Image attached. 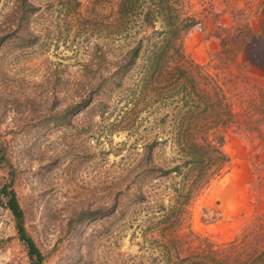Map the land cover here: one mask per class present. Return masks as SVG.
Returning <instances> with one entry per match:
<instances>
[{
    "label": "rangeland",
    "instance_id": "rangeland-1",
    "mask_svg": "<svg viewBox=\"0 0 264 264\" xmlns=\"http://www.w3.org/2000/svg\"><path fill=\"white\" fill-rule=\"evenodd\" d=\"M29 1L21 19L16 0H0V190L16 191L42 264H264L263 1L185 0L199 20L181 38L186 98L144 57L127 67L113 0ZM212 80L233 111L209 134L224 136L227 161L203 166L205 185L176 215L173 194L197 174L171 172L178 139L199 140L185 112ZM6 202L0 264H31Z\"/></svg>",
    "mask_w": 264,
    "mask_h": 264
},
{
    "label": "trees",
    "instance_id": "trees-1",
    "mask_svg": "<svg viewBox=\"0 0 264 264\" xmlns=\"http://www.w3.org/2000/svg\"><path fill=\"white\" fill-rule=\"evenodd\" d=\"M112 6L115 11L112 27L114 35L122 38L128 36L132 43L126 52L127 67L135 66L144 57L148 75L155 76L164 69L168 70L166 72L176 76L178 83L183 85L185 98L187 95L191 96L194 91H188L195 86V80L190 76L181 38L199 20L185 11V0H113ZM14 7L16 13L22 14L21 19L35 10L29 0H16ZM127 22L130 26L126 25ZM149 28L153 29L152 33L148 32ZM144 29L147 30L142 33L141 30ZM4 39L5 36L0 38V43ZM199 98L203 101L196 108L187 106L188 110L185 112V115H189L186 130L197 135L199 140L192 139L189 134L178 139L180 158L183 160L171 170L180 171L181 166H193L197 169L192 181L185 187H179L171 198L173 202L170 209L176 215H182L188 209L195 194L205 185L207 180L204 179L208 172L203 166H222L227 161L223 150L224 136H218L219 143L209 140L211 131L214 130L217 135L218 130L226 128L233 119L227 93L222 84L212 80V84L205 85L204 95L199 92ZM87 102L88 100L84 104ZM179 134L182 135L180 131ZM4 153L0 148L1 160L5 159ZM9 186L4 185L0 194L7 197L6 206L15 218L19 238L28 249L31 264H42L44 256L26 228L25 211L16 191L9 189Z\"/></svg>",
    "mask_w": 264,
    "mask_h": 264
}]
</instances>
